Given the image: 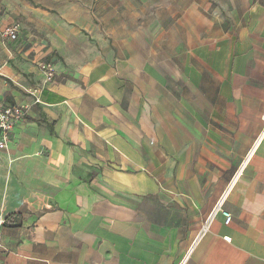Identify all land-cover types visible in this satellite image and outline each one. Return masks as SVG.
<instances>
[{
	"label": "crops",
	"instance_id": "crops-1",
	"mask_svg": "<svg viewBox=\"0 0 264 264\" xmlns=\"http://www.w3.org/2000/svg\"><path fill=\"white\" fill-rule=\"evenodd\" d=\"M12 26L4 264H264V138L216 208L264 127V0H0Z\"/></svg>",
	"mask_w": 264,
	"mask_h": 264
},
{
	"label": "built area",
	"instance_id": "built-area-1",
	"mask_svg": "<svg viewBox=\"0 0 264 264\" xmlns=\"http://www.w3.org/2000/svg\"><path fill=\"white\" fill-rule=\"evenodd\" d=\"M17 31H18L17 26H12L0 32V36L6 37L14 41L17 38ZM41 70L44 74L45 81L49 83L52 80L54 74L52 66L49 64H43L41 66ZM35 102L38 103L39 100L36 99ZM23 118H24V110L22 107L15 105H4L0 101V149L5 148V145L9 142L11 132L14 130L17 124L23 120ZM263 138H264V127L261 133L255 138L251 148L249 149V151L241 161L239 167L237 168V170L229 180L225 190L222 192L219 200L217 201V205H216L217 209L223 206L228 192L233 188L238 178L242 175L245 167L251 160L255 152V149L257 148L259 142ZM221 212L225 218L224 225L228 226L231 223V219H232L231 215L225 211H221ZM211 218L212 216L210 215L204 220L201 229L199 231V236L207 232ZM8 223H9V217H7L6 215L0 212V232ZM0 264H4L2 260V252H0Z\"/></svg>",
	"mask_w": 264,
	"mask_h": 264
}]
</instances>
